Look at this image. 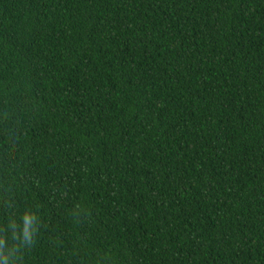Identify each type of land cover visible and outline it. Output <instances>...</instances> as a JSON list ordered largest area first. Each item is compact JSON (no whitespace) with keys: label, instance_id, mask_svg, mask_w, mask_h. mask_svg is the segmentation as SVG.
Segmentation results:
<instances>
[{"label":"trees","instance_id":"trees-1","mask_svg":"<svg viewBox=\"0 0 264 264\" xmlns=\"http://www.w3.org/2000/svg\"><path fill=\"white\" fill-rule=\"evenodd\" d=\"M4 257L264 264V0H0Z\"/></svg>","mask_w":264,"mask_h":264},{"label":"clouds","instance_id":"clouds-1","mask_svg":"<svg viewBox=\"0 0 264 264\" xmlns=\"http://www.w3.org/2000/svg\"><path fill=\"white\" fill-rule=\"evenodd\" d=\"M16 223L17 222H16L15 218L9 217V219H8L9 227H12ZM25 239H31V233L30 232L25 234ZM0 264H8L7 257H4L3 259H0Z\"/></svg>","mask_w":264,"mask_h":264}]
</instances>
